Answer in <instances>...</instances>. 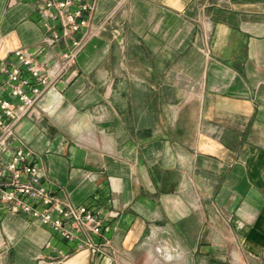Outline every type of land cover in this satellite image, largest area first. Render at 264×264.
Wrapping results in <instances>:
<instances>
[{"label":"crops","instance_id":"0c3cea01","mask_svg":"<svg viewBox=\"0 0 264 264\" xmlns=\"http://www.w3.org/2000/svg\"><path fill=\"white\" fill-rule=\"evenodd\" d=\"M47 0H0L2 69L67 48ZM109 19L16 127L65 204L103 218L78 250L1 204L0 264H264V0H80Z\"/></svg>","mask_w":264,"mask_h":264},{"label":"built area","instance_id":"2783aa9c","mask_svg":"<svg viewBox=\"0 0 264 264\" xmlns=\"http://www.w3.org/2000/svg\"><path fill=\"white\" fill-rule=\"evenodd\" d=\"M94 8L95 3L80 0H47L40 19L52 38L67 41L66 50L48 64L40 59L41 50L18 49L16 62L3 67L8 96L0 94V190L1 204L9 211L49 227L63 241L76 243L78 250L103 251L108 248L103 218L85 205L63 203L47 186L48 176L34 151L20 144L6 157L18 124L66 77L90 39L106 27L111 16L92 27Z\"/></svg>","mask_w":264,"mask_h":264}]
</instances>
